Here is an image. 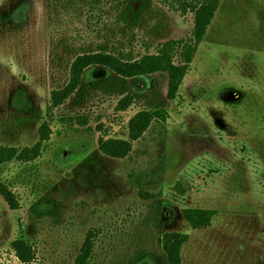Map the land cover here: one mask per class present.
<instances>
[{
    "label": "rangeland",
    "instance_id": "1",
    "mask_svg": "<svg viewBox=\"0 0 264 264\" xmlns=\"http://www.w3.org/2000/svg\"><path fill=\"white\" fill-rule=\"evenodd\" d=\"M129 1L0 0V144L33 146L51 127L35 161L0 164L20 202L11 209L0 195V264H25L12 247L22 238L31 264H77L91 231L89 264H169L164 239L178 233L190 236L181 264H264V0H221L176 99L167 74L133 77L141 99L118 110L114 72L92 65L84 92L48 116L77 54L103 45L137 56L190 36L193 13L165 0L129 27ZM159 100L165 119L128 156L100 150L101 139H128L131 118ZM189 207L217 210L212 225L193 229Z\"/></svg>",
    "mask_w": 264,
    "mask_h": 264
},
{
    "label": "trees",
    "instance_id": "2",
    "mask_svg": "<svg viewBox=\"0 0 264 264\" xmlns=\"http://www.w3.org/2000/svg\"><path fill=\"white\" fill-rule=\"evenodd\" d=\"M183 15L191 12L194 15V26L190 36L181 39H171L163 42L157 51L135 56L130 50L122 47L107 49L100 46L97 50H89L77 54L69 68L68 83L51 92V103L48 107V116H53V110L61 107L69 99H76L81 95L85 86L83 76L85 70L92 65L103 66L114 72V76L108 79L112 86L119 82L120 94L123 96L118 104V110L126 111L141 96L129 89V79L139 76H151L162 73L168 76L169 100L176 99L181 86L189 72L195 53L204 40L207 31L219 9L221 0H165ZM152 0H130L121 18L127 24L135 27L142 15L151 8ZM138 4V6H136ZM102 83L95 85L102 87ZM165 101H154L150 108H144L135 114L129 121L128 139L106 138L99 143L100 150L115 158H124L133 149V142L141 138L157 118L165 119ZM51 121V120H50ZM39 140L33 146L19 149L15 146L0 144V164L12 161L29 163L35 161L43 151L45 142L50 138V122L45 121L39 131ZM174 190L179 195H185L189 191L187 183L178 182ZM0 195L8 202L11 209H19L20 202L15 192L5 182L0 181ZM215 209L185 208L183 215L193 229H206L212 225ZM95 234L89 232L82 247L81 254L77 258V264H89L94 249ZM190 236L185 233L170 234L164 239L163 249L169 264L182 263V249ZM16 256L21 262L31 264L36 259V250L26 239L15 240L12 244Z\"/></svg>",
    "mask_w": 264,
    "mask_h": 264
}]
</instances>
